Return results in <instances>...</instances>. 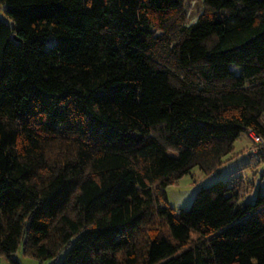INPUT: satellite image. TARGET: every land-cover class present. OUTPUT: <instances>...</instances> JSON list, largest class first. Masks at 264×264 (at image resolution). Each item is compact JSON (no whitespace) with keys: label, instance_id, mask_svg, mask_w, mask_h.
<instances>
[{"label":"trees","instance_id":"1","mask_svg":"<svg viewBox=\"0 0 264 264\" xmlns=\"http://www.w3.org/2000/svg\"><path fill=\"white\" fill-rule=\"evenodd\" d=\"M1 5L0 254L264 264V193L243 202L242 177L161 204L242 133L264 137V0H204L190 24L185 0Z\"/></svg>","mask_w":264,"mask_h":264},{"label":"rangeland","instance_id":"2","mask_svg":"<svg viewBox=\"0 0 264 264\" xmlns=\"http://www.w3.org/2000/svg\"><path fill=\"white\" fill-rule=\"evenodd\" d=\"M203 6L204 0H185L188 24L194 23L198 19L203 11ZM5 7V5L0 6V17L11 23V20L5 15ZM250 140L247 131L241 134L236 143L235 153L233 151L224 159L225 162L218 173L208 174L198 166L193 167L189 173L167 186V201L163 200L161 204L173 209H186L190 207L197 190L202 186L209 185L219 179L228 180L236 176L242 177L249 183L248 193L242 201H254L259 193H264V176L262 175L264 162L260 161L261 163H259L250 155L249 151L255 147L252 141L250 144ZM12 258L18 260L20 264H51L52 262L50 260L41 262L26 254L22 246L12 254ZM0 264H12V262L6 255L0 254Z\"/></svg>","mask_w":264,"mask_h":264},{"label":"built area","instance_id":"3","mask_svg":"<svg viewBox=\"0 0 264 264\" xmlns=\"http://www.w3.org/2000/svg\"><path fill=\"white\" fill-rule=\"evenodd\" d=\"M248 135L255 146V147H252L249 152L251 153V155L257 157L256 160L264 162V137L257 134L253 130H249ZM262 171L264 173V165H263Z\"/></svg>","mask_w":264,"mask_h":264},{"label":"crops","instance_id":"4","mask_svg":"<svg viewBox=\"0 0 264 264\" xmlns=\"http://www.w3.org/2000/svg\"><path fill=\"white\" fill-rule=\"evenodd\" d=\"M237 141H238V139L236 140V142H235V147H236V143H237ZM250 144H251V140H250ZM235 150H236V148L234 149V153H235ZM233 153V152H232ZM231 153H229L228 155H226L225 156V158L227 157V156H229ZM250 155H251V153H250Z\"/></svg>","mask_w":264,"mask_h":264}]
</instances>
